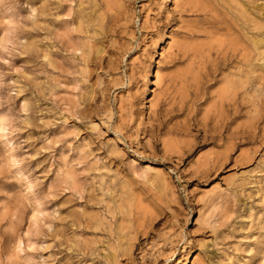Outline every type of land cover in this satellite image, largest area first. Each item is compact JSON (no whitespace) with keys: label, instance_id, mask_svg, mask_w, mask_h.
<instances>
[{"label":"rangeland","instance_id":"1","mask_svg":"<svg viewBox=\"0 0 264 264\" xmlns=\"http://www.w3.org/2000/svg\"><path fill=\"white\" fill-rule=\"evenodd\" d=\"M0 264H264V0H0Z\"/></svg>","mask_w":264,"mask_h":264}]
</instances>
